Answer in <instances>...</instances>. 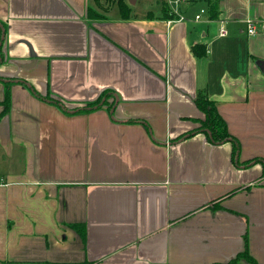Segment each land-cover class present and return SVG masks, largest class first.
Instances as JSON below:
<instances>
[{
	"label": "crops",
	"instance_id": "obj_1",
	"mask_svg": "<svg viewBox=\"0 0 264 264\" xmlns=\"http://www.w3.org/2000/svg\"><path fill=\"white\" fill-rule=\"evenodd\" d=\"M124 1L0 0V264H264V0Z\"/></svg>",
	"mask_w": 264,
	"mask_h": 264
},
{
	"label": "trees",
	"instance_id": "obj_2",
	"mask_svg": "<svg viewBox=\"0 0 264 264\" xmlns=\"http://www.w3.org/2000/svg\"><path fill=\"white\" fill-rule=\"evenodd\" d=\"M96 4H100L99 0H94ZM206 2H208L209 4L212 5L213 2H215V0H205ZM113 2L117 3L118 6L121 8V11L124 15H126L127 13H129V7L127 6V4L125 3L124 0H113ZM166 8V7H165ZM165 11L168 14V8L165 9ZM93 10L90 9L89 10V15L91 17H93ZM1 33L2 30L0 29V37H1ZM198 46H194L193 52H196ZM0 80L5 81L4 79L0 78ZM22 83H25L24 81H21ZM7 83V81H6ZM12 83V81H11ZM26 84V83H25ZM34 92V91H33ZM37 96L41 97L37 92H34ZM104 96H106V93H104ZM100 101L101 100H97L95 102H90L89 104H87V108L81 109V110H75L76 113L79 112H90L92 110L95 109V107H99L100 106ZM51 102L60 105L63 109L64 107L62 106V104H60L59 102L51 99ZM196 104L199 108V110L204 113L205 118L204 120L200 121V127L193 132H189L187 133V135H191L192 133L198 132V131H202L206 134L208 140L213 143V144H222L225 143L227 141H232L236 144V147L234 148V151L237 153V145H238V141L235 140L231 134L228 132L227 129V125L225 120L222 118V116L220 115L218 108L215 104L214 101L210 100L209 97L206 94H199L196 97ZM183 138V136H182ZM260 161V160H255ZM264 167V164H263ZM79 233L80 235L84 238L85 236V228L83 225H74L73 226ZM242 260V261H241ZM243 260H246V262H248L247 264H257L250 256L249 251H248V240L246 237V248L243 252H241L240 254H238L234 259H232L231 261H229L228 263L225 264H243ZM250 262V263H249Z\"/></svg>",
	"mask_w": 264,
	"mask_h": 264
},
{
	"label": "rangeland",
	"instance_id": "obj_3",
	"mask_svg": "<svg viewBox=\"0 0 264 264\" xmlns=\"http://www.w3.org/2000/svg\"><path fill=\"white\" fill-rule=\"evenodd\" d=\"M127 1L129 2V0H127ZM165 1L169 5L174 4V3H175V5H177V3H181V0H136L135 6L136 7H140L142 4H144V5H149V7H152L151 8L152 10L154 8L160 9L162 7L163 2H165ZM243 262H244L243 264H247L248 263V262H246V260H243Z\"/></svg>",
	"mask_w": 264,
	"mask_h": 264
},
{
	"label": "built area",
	"instance_id": "obj_4",
	"mask_svg": "<svg viewBox=\"0 0 264 264\" xmlns=\"http://www.w3.org/2000/svg\"><path fill=\"white\" fill-rule=\"evenodd\" d=\"M183 1H187V0H183ZM203 13H205V9H202L201 12L198 15L195 16V19L196 20H200L202 18ZM179 19L182 20L183 17L182 16H179ZM247 24H248V34L250 36L255 35V33H256V26H255L254 21H252V20L251 21H248ZM227 34H228V31H227L226 27L225 26H222L220 28V36H223L224 37V36H227Z\"/></svg>",
	"mask_w": 264,
	"mask_h": 264
},
{
	"label": "water",
	"instance_id": "obj_5",
	"mask_svg": "<svg viewBox=\"0 0 264 264\" xmlns=\"http://www.w3.org/2000/svg\"><path fill=\"white\" fill-rule=\"evenodd\" d=\"M131 2V1H130Z\"/></svg>",
	"mask_w": 264,
	"mask_h": 264
}]
</instances>
